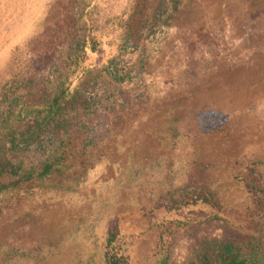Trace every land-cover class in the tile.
Segmentation results:
<instances>
[{"label": "rangeland", "instance_id": "1", "mask_svg": "<svg viewBox=\"0 0 264 264\" xmlns=\"http://www.w3.org/2000/svg\"><path fill=\"white\" fill-rule=\"evenodd\" d=\"M114 57L128 76L73 110L59 173L20 178L29 153L0 178V264L179 262L264 229V0H0V92L71 91Z\"/></svg>", "mask_w": 264, "mask_h": 264}, {"label": "trees", "instance_id": "2", "mask_svg": "<svg viewBox=\"0 0 264 264\" xmlns=\"http://www.w3.org/2000/svg\"><path fill=\"white\" fill-rule=\"evenodd\" d=\"M118 64L114 57L102 67L88 69L85 79L71 91L60 80L54 89L45 90L37 98H32L30 91L24 95L12 90L0 92V178L12 160L21 169L27 168L29 153L36 155V163L20 178H30L36 172L40 180H47L59 173L67 158L63 151L66 137L78 114H73V110L85 115L90 107L100 103L89 91L104 73L116 82L126 80L128 75L121 72ZM34 82L27 78V83ZM84 174L83 171L75 180ZM198 197L207 200L203 193H198ZM160 264H264V229L259 235L250 236L224 227L220 235L205 236L192 243L181 261L166 258Z\"/></svg>", "mask_w": 264, "mask_h": 264}]
</instances>
